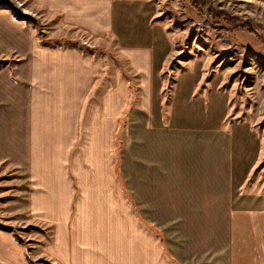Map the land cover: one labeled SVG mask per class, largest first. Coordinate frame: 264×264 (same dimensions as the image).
<instances>
[{"label":"crops","instance_id":"1","mask_svg":"<svg viewBox=\"0 0 264 264\" xmlns=\"http://www.w3.org/2000/svg\"><path fill=\"white\" fill-rule=\"evenodd\" d=\"M42 3L61 16L58 36L76 28L91 36L94 47L103 49L95 54L75 45L47 47L33 38L21 50L26 55L22 94L5 111L21 119L24 146L21 150L13 145L15 153H24L20 163L29 166L34 183L29 188L31 212L52 231L51 240L43 244L44 253L61 264H264V191L240 187L254 159L243 171L230 159L231 144H224L222 151L217 143L219 148L205 145L200 130L205 128L206 107L203 97L193 100L196 79L179 77L173 123H163L166 62L158 47L151 3ZM105 51L115 53L124 65L110 60ZM127 113L130 119L122 130L152 132L151 172H171L173 144L180 142L176 148L187 159L186 179L198 185L199 196L216 197L215 202L219 197L221 202L198 205L200 212L211 213L208 220L218 231L202 239L198 252L185 247L189 237L184 235L182 241L171 237L164 252L151 220H124L114 209L119 205L109 199L116 192L111 188L110 146L112 133L119 131ZM10 136L17 138L14 132ZM0 264L29 263L23 248L6 239L0 240Z\"/></svg>","mask_w":264,"mask_h":264},{"label":"rangeland","instance_id":"2","mask_svg":"<svg viewBox=\"0 0 264 264\" xmlns=\"http://www.w3.org/2000/svg\"><path fill=\"white\" fill-rule=\"evenodd\" d=\"M42 1L0 0V240L21 246L29 264H61L43 251L52 231L31 212L29 188L34 183L29 179V166L24 168L26 165L20 163L24 153H15L13 145L21 150L24 146L21 119L5 110L15 106L14 100L22 94L26 55L21 50L33 38L47 47L75 45L95 54L103 49L94 47L91 36L76 28L58 36L63 28L61 16L54 15ZM147 1L155 14L158 47L166 62L162 71L163 123L172 122L179 77L196 79L199 85L193 100L203 97L206 107L205 128L200 130L205 145L214 143L222 151L224 144H231L230 159L243 171L254 159L240 187L264 191V0ZM26 9L30 14L24 13ZM104 54L124 65L115 53ZM129 119L127 113L119 131L112 133L111 188L116 192L109 199L119 205L114 209L124 220H151L164 252L171 237L182 241V235L189 237L185 247L198 252L204 237L218 233L208 220L211 213L200 212L198 205L221 202L219 197L215 202L216 197L199 196L198 185L186 179L187 159L176 148L180 142L173 144L171 172H151L152 132L122 130ZM13 132L16 140L10 136ZM194 134L197 137L198 133ZM151 188L155 195H150Z\"/></svg>","mask_w":264,"mask_h":264},{"label":"bare ground","instance_id":"3","mask_svg":"<svg viewBox=\"0 0 264 264\" xmlns=\"http://www.w3.org/2000/svg\"><path fill=\"white\" fill-rule=\"evenodd\" d=\"M18 5H22V3H20V4H18ZM24 13H26V14H30V12L27 11V9L24 11Z\"/></svg>","mask_w":264,"mask_h":264},{"label":"built area","instance_id":"4","mask_svg":"<svg viewBox=\"0 0 264 264\" xmlns=\"http://www.w3.org/2000/svg\"><path fill=\"white\" fill-rule=\"evenodd\" d=\"M52 264H56L55 262H52Z\"/></svg>","mask_w":264,"mask_h":264}]
</instances>
